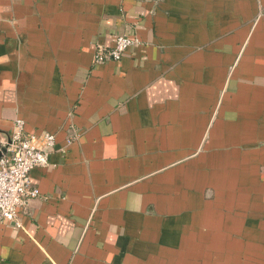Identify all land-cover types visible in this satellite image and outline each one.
I'll list each match as a JSON object with an SVG mask.
<instances>
[{"label": "crops", "instance_id": "0c3cea01", "mask_svg": "<svg viewBox=\"0 0 264 264\" xmlns=\"http://www.w3.org/2000/svg\"><path fill=\"white\" fill-rule=\"evenodd\" d=\"M16 118L55 145L0 264H264V0H0Z\"/></svg>", "mask_w": 264, "mask_h": 264}, {"label": "built area", "instance_id": "2783aa9c", "mask_svg": "<svg viewBox=\"0 0 264 264\" xmlns=\"http://www.w3.org/2000/svg\"><path fill=\"white\" fill-rule=\"evenodd\" d=\"M138 42L135 37L118 35L111 47L101 44L95 46L93 64L107 60L117 61L124 51ZM80 132L76 129L68 135L66 142L77 139ZM55 145L54 134L43 131L39 134L25 131L20 118L13 121L7 137L0 136V222L9 221L19 227V208H26L29 201L39 195L33 184L30 170L35 166L49 163L48 156Z\"/></svg>", "mask_w": 264, "mask_h": 264}, {"label": "water", "instance_id": "95a60500", "mask_svg": "<svg viewBox=\"0 0 264 264\" xmlns=\"http://www.w3.org/2000/svg\"><path fill=\"white\" fill-rule=\"evenodd\" d=\"M4 150H5V148L3 147V148H2V151L0 152V156H1L2 152H4Z\"/></svg>", "mask_w": 264, "mask_h": 264}]
</instances>
